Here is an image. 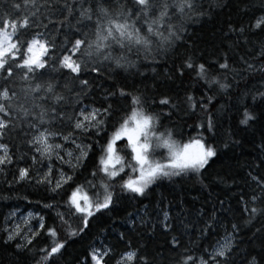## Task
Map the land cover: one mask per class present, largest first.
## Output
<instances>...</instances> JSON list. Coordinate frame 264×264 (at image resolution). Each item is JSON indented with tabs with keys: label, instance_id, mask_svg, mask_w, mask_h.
<instances>
[{
	"label": "snow or ice",
	"instance_id": "obj_1",
	"mask_svg": "<svg viewBox=\"0 0 264 264\" xmlns=\"http://www.w3.org/2000/svg\"><path fill=\"white\" fill-rule=\"evenodd\" d=\"M228 7L241 18L225 22L221 44L205 55L186 38L188 25ZM165 57L166 80L194 81L183 94L115 82V69L139 72ZM93 74L113 82L85 103ZM225 97L240 125L264 118V0H0V180L45 193L20 222L16 211L5 216L3 245L30 264H59L117 202L163 181L204 186L221 142L239 143L231 130L217 138ZM256 149L236 207L220 199L197 229L207 246L184 242L161 194L160 214L145 227L169 237L166 251L153 254L124 232L109 242L100 228L75 264H264V132ZM245 227L258 246L253 238L241 246Z\"/></svg>",
	"mask_w": 264,
	"mask_h": 264
},
{
	"label": "trees",
	"instance_id": "obj_2",
	"mask_svg": "<svg viewBox=\"0 0 264 264\" xmlns=\"http://www.w3.org/2000/svg\"><path fill=\"white\" fill-rule=\"evenodd\" d=\"M230 18L233 20L241 18L234 7L217 8L211 18H205L198 24L188 25V31L185 36L193 41L195 48H198L205 55H210L213 50L212 46H219L224 39L220 30ZM171 65V59L165 57L160 59L157 64H148L147 67H140L139 72L135 70L125 72L122 69H115L113 75L115 82L120 84H128L130 86L139 84L141 88L147 85L150 89L155 88L159 84L162 86L155 88L158 92L183 94V90L186 87H192L194 81L186 80L185 83L180 81L172 83L166 80L165 72L171 68ZM153 68L155 71H153ZM140 73H143V75H140ZM94 75L88 76V79L93 80ZM112 82L105 78H95L93 86L90 88V95L85 98V103L98 99L102 95L101 89L109 87ZM95 85H100V87L97 88ZM193 90L198 95V91L195 88ZM228 104L229 101L225 97L218 105L219 108L224 110L218 116L221 127L217 138L222 141L224 132L231 130L234 134L231 139L237 140L239 143H229V146L224 148L221 142L219 158L209 169L208 173H205L211 179L204 180V186H201V183L196 179L189 180L185 178L176 182L163 181L159 186H153L152 190L144 198H125L117 202L110 213H106L98 220L93 221L89 237H85L84 240L76 238L75 242L69 243L63 257L59 258V264H75L76 257L83 252L86 244L91 238L95 237L100 228L105 229L103 235L109 238V242H111L112 237L124 232L132 237L133 242L147 244L153 254L161 249L166 251L167 245L165 241L169 237H166L159 228L154 229L151 233L147 231V228L152 227L160 214L162 206L161 194L165 198L164 203L169 210L172 224L183 235L184 242L187 244L189 239H191L196 241V244L201 247L207 246L209 241L199 240L197 229L202 227L209 213L220 207V199L231 198L227 199V203L233 208L236 207L235 197L244 186V180L247 178L246 173L249 171L248 165L250 163H258L257 157L260 153L256 149V145L259 143L261 133L264 132V118L252 126L240 125V116L235 109L228 108ZM220 177H223L226 182H221ZM24 196H28L32 203H28V201L21 198ZM44 196L45 193L43 191H38L28 186H17L14 189H9L0 180V223L11 211L34 213L38 210L35 201L43 199ZM217 214L222 216L220 212ZM141 217H143V221H141ZM228 218L230 220L231 216ZM133 221L135 223H132ZM30 222L34 223V221ZM145 225H147V228ZM259 226L260 221H257L256 227L258 228ZM217 227L219 226L217 225ZM176 234V231L172 232V235ZM213 236H215V232H213ZM141 237H143L142 240ZM250 238L255 239L256 245H259V235L257 234L256 237H253L252 231L245 227L241 232V239L245 243L241 246L252 247ZM209 239L211 240V238ZM0 264H30V261L26 257H18L12 247H5L2 240H0Z\"/></svg>",
	"mask_w": 264,
	"mask_h": 264
},
{
	"label": "rangeland",
	"instance_id": "obj_3",
	"mask_svg": "<svg viewBox=\"0 0 264 264\" xmlns=\"http://www.w3.org/2000/svg\"><path fill=\"white\" fill-rule=\"evenodd\" d=\"M29 213H32V212H25V213L17 212V216H16V220H17V222H20L21 219H22V217H24V216H28Z\"/></svg>",
	"mask_w": 264,
	"mask_h": 264
}]
</instances>
